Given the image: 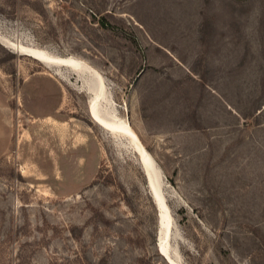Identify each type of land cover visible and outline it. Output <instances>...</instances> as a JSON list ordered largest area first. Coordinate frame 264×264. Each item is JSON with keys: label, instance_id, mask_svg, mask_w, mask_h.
Instances as JSON below:
<instances>
[{"label": "rangeland", "instance_id": "1", "mask_svg": "<svg viewBox=\"0 0 264 264\" xmlns=\"http://www.w3.org/2000/svg\"><path fill=\"white\" fill-rule=\"evenodd\" d=\"M0 33L103 76L180 264H264V0H0ZM5 43L0 264H170L131 140L89 113L98 79Z\"/></svg>", "mask_w": 264, "mask_h": 264}, {"label": "bare ground", "instance_id": "2", "mask_svg": "<svg viewBox=\"0 0 264 264\" xmlns=\"http://www.w3.org/2000/svg\"><path fill=\"white\" fill-rule=\"evenodd\" d=\"M0 40L5 41V44L9 45L11 49L13 48L20 53L27 54L47 65L67 66L74 70V72L76 73H80L86 70L89 71L92 76L94 75L95 78L98 79L99 83L96 87L90 85L88 88V90L92 92V96L89 98V113L92 119L97 124L108 130L110 133L114 135H124L131 140V143L133 144L132 146L137 152L140 163L146 173L147 180L149 177L153 185L152 187L154 190L155 197L153 196V191L150 187L149 188L160 212V231L158 246L162 250V255L167 259L170 264H180L179 261L174 258L168 250V240L171 234L172 219L169 214L165 198L161 192V179L159 180L160 177H158L159 175L157 174V166L155 160L152 157L151 153L143 145L138 134L132 128L130 123L125 119L119 118L117 115H112L109 112V108L104 106V99H106V93L108 90L103 76L97 70L93 69L91 66L86 64V62L73 56H58L41 47L16 43L12 40H7L3 38L2 33H0ZM155 177H157L158 181H155ZM158 186L160 188V191L158 190Z\"/></svg>", "mask_w": 264, "mask_h": 264}, {"label": "water", "instance_id": "3", "mask_svg": "<svg viewBox=\"0 0 264 264\" xmlns=\"http://www.w3.org/2000/svg\"><path fill=\"white\" fill-rule=\"evenodd\" d=\"M98 83H99V81H98ZM98 85V84H97ZM105 100V99H104ZM152 178H153V176H152ZM155 181H158L157 180V177H155ZM148 185H149V187L151 188V190L153 191L152 193H153V196H154V190H153V185H152V183H151V181H150V179H149V177H148ZM158 190L160 191V188H159V186H158ZM155 197V196H154ZM160 250H161V248H160ZM162 251V250H161Z\"/></svg>", "mask_w": 264, "mask_h": 264}]
</instances>
